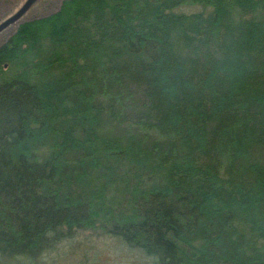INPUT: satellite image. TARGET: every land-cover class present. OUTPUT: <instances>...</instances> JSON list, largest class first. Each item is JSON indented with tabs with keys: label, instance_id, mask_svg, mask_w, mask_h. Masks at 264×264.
Wrapping results in <instances>:
<instances>
[{
	"label": "trees",
	"instance_id": "obj_1",
	"mask_svg": "<svg viewBox=\"0 0 264 264\" xmlns=\"http://www.w3.org/2000/svg\"><path fill=\"white\" fill-rule=\"evenodd\" d=\"M94 229L264 264V0H63L0 45V264Z\"/></svg>",
	"mask_w": 264,
	"mask_h": 264
},
{
	"label": "rangeland",
	"instance_id": "obj_2",
	"mask_svg": "<svg viewBox=\"0 0 264 264\" xmlns=\"http://www.w3.org/2000/svg\"><path fill=\"white\" fill-rule=\"evenodd\" d=\"M26 1L0 0V23L18 11ZM62 3L63 0H35L18 21L0 32V45L17 30L22 21L48 15L58 10ZM65 242L59 249L47 254L45 259L31 264H148L146 257L123 247L114 236L99 230H79ZM59 250L65 252L59 253Z\"/></svg>",
	"mask_w": 264,
	"mask_h": 264
},
{
	"label": "water",
	"instance_id": "obj_3",
	"mask_svg": "<svg viewBox=\"0 0 264 264\" xmlns=\"http://www.w3.org/2000/svg\"><path fill=\"white\" fill-rule=\"evenodd\" d=\"M34 1L35 0H27L18 11H16L13 15L8 17L6 20L2 21L0 23V32L11 23L18 21Z\"/></svg>",
	"mask_w": 264,
	"mask_h": 264
}]
</instances>
